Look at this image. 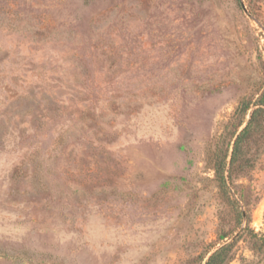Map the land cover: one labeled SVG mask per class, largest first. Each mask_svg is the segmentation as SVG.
I'll return each instance as SVG.
<instances>
[{
	"label": "rangeland",
	"instance_id": "1",
	"mask_svg": "<svg viewBox=\"0 0 264 264\" xmlns=\"http://www.w3.org/2000/svg\"><path fill=\"white\" fill-rule=\"evenodd\" d=\"M263 93L264 0H0V264H264Z\"/></svg>",
	"mask_w": 264,
	"mask_h": 264
},
{
	"label": "trees",
	"instance_id": "2",
	"mask_svg": "<svg viewBox=\"0 0 264 264\" xmlns=\"http://www.w3.org/2000/svg\"><path fill=\"white\" fill-rule=\"evenodd\" d=\"M257 105L258 107L253 110L247 125L240 131V133L236 138L231 155V169L234 166V164L238 161V159L242 156L243 148L248 140V136L251 133L258 131L261 128V124L259 123L258 118L261 114H264V93L258 99ZM249 109H250L249 104L243 102L241 106V110L248 111ZM227 157H224V159H222L220 162H218L215 165V169L220 175L221 182L224 185H226L227 183L226 175H225ZM230 248H231V244H227L219 248L206 260L204 264H225V262L229 259Z\"/></svg>",
	"mask_w": 264,
	"mask_h": 264
},
{
	"label": "water",
	"instance_id": "3",
	"mask_svg": "<svg viewBox=\"0 0 264 264\" xmlns=\"http://www.w3.org/2000/svg\"><path fill=\"white\" fill-rule=\"evenodd\" d=\"M245 9H246V7H245ZM247 12H248V11H247ZM217 249H218V248H217ZM217 249L214 250V251L209 255V257H210L215 251H217ZM209 257H208V258H209ZM208 258H207V259H208Z\"/></svg>",
	"mask_w": 264,
	"mask_h": 264
}]
</instances>
